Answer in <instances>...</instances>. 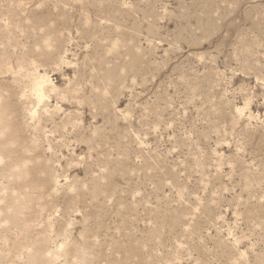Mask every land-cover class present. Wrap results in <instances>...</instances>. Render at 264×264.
<instances>
[{"label": "rangeland", "instance_id": "rangeland-1", "mask_svg": "<svg viewBox=\"0 0 264 264\" xmlns=\"http://www.w3.org/2000/svg\"><path fill=\"white\" fill-rule=\"evenodd\" d=\"M0 264H264V0H0Z\"/></svg>", "mask_w": 264, "mask_h": 264}, {"label": "bare ground", "instance_id": "bare-ground-1", "mask_svg": "<svg viewBox=\"0 0 264 264\" xmlns=\"http://www.w3.org/2000/svg\"><path fill=\"white\" fill-rule=\"evenodd\" d=\"M43 82H38L35 85V91L37 93L38 98L41 100L42 99V95H43V91H44V86H43Z\"/></svg>", "mask_w": 264, "mask_h": 264}]
</instances>
